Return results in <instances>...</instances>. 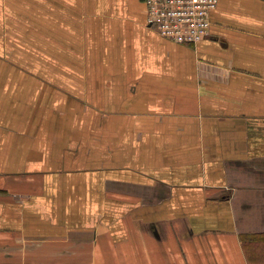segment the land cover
Returning a JSON list of instances; mask_svg holds the SVG:
<instances>
[{
    "label": "crops",
    "instance_id": "0c3cea01",
    "mask_svg": "<svg viewBox=\"0 0 264 264\" xmlns=\"http://www.w3.org/2000/svg\"><path fill=\"white\" fill-rule=\"evenodd\" d=\"M209 20L0 0V264H264V0Z\"/></svg>",
    "mask_w": 264,
    "mask_h": 264
},
{
    "label": "built area",
    "instance_id": "2783aa9c",
    "mask_svg": "<svg viewBox=\"0 0 264 264\" xmlns=\"http://www.w3.org/2000/svg\"><path fill=\"white\" fill-rule=\"evenodd\" d=\"M146 23L159 36L194 45L208 36L217 0H145Z\"/></svg>",
    "mask_w": 264,
    "mask_h": 264
}]
</instances>
